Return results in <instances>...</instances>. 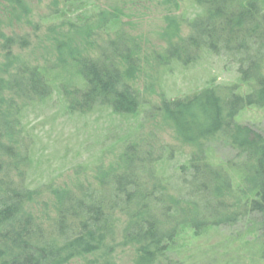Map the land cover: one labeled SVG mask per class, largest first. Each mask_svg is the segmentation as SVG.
I'll list each match as a JSON object with an SVG mask.
<instances>
[{"label":"trees","instance_id":"1","mask_svg":"<svg viewBox=\"0 0 264 264\" xmlns=\"http://www.w3.org/2000/svg\"><path fill=\"white\" fill-rule=\"evenodd\" d=\"M193 4L199 11L186 22L189 34L185 39L178 40L180 25L175 17L164 18L162 39L169 43L167 55L188 64L199 49L206 50L234 65L238 83L164 101L160 110L181 143L198 148L221 133L238 153L246 155L250 166L242 181L249 187L242 208L264 217V139L236 122L244 109L264 108V0H193ZM87 7L86 0H51L45 18L52 21L45 27V50L54 56L55 67L76 66L85 85L69 110L108 105L116 113L133 114L140 102L127 85L137 72L129 51L121 57L123 72L114 63L121 56L118 42L106 44L96 59L84 56L94 26ZM27 12L25 0H0V264H115L113 251L132 246L137 248L133 264H157L175 234L164 232L161 220L177 214L182 199H171L176 206L157 201L150 190L139 188L131 174L115 175L107 185L77 194L52 191L51 222L46 202L34 209L40 193L24 184L22 167L28 149L15 116L22 107L18 103L24 106L48 97L50 81L46 68L13 65L14 43L22 47L26 41L22 37L15 41L3 32V27L21 22ZM117 17L118 13L112 15L111 22ZM173 40L178 41L171 44ZM241 85L245 93L240 92ZM200 162L194 157L180 167L183 185L189 189L194 185L187 193V204L197 208L195 201L200 199L213 206L210 211L215 214L218 206L224 208L217 200L230 185ZM121 214L129 219L120 243L113 245L115 217Z\"/></svg>","mask_w":264,"mask_h":264},{"label":"rangeland","instance_id":"2","mask_svg":"<svg viewBox=\"0 0 264 264\" xmlns=\"http://www.w3.org/2000/svg\"><path fill=\"white\" fill-rule=\"evenodd\" d=\"M86 1L94 26L91 46L84 56L96 59L106 44L118 42L121 56H116L114 63L123 72L121 57L129 51L137 72L127 85L140 104L135 113L128 115L116 113L108 105L69 110V104L78 100L85 85L76 66L55 67L54 56L45 50V27L52 22L45 18L51 0H25L28 12L24 18L3 27V32L15 41L19 37L26 41L22 47L14 43L10 51L13 65L46 68L50 81L49 96L24 106L18 103L22 107L15 116L20 138L28 149L22 167L24 184L40 193L34 209L46 202L51 222L52 191L77 194L128 173L157 201L176 206L171 199H182L177 214L161 220L164 232L175 234L157 264H264V217L242 208L249 187L242 181L250 166L246 155L238 153L221 133L198 148L181 143L160 110L164 101L189 97L212 86L238 83L234 65L206 50L199 49L188 64L167 55L169 43L162 39L164 18L175 17L180 25L178 40L185 39L189 34L186 22L199 11L193 0ZM115 13L116 22H111ZM245 91L241 85L240 92ZM236 122L254 129L264 139V108L248 107L239 113ZM194 157L201 160L200 166H207L229 182L228 190L217 200L224 203V208L218 206L215 214L210 211L214 207L200 199L195 201L197 208L187 204V193L194 190V185L192 189L183 185L180 167ZM115 218L113 245H118L129 215ZM136 250L135 246L117 247L111 257L115 264H133Z\"/></svg>","mask_w":264,"mask_h":264}]
</instances>
